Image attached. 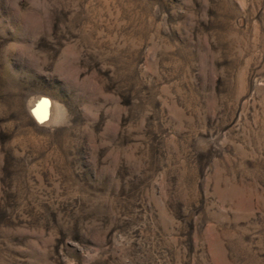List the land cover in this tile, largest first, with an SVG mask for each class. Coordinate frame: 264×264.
<instances>
[{"label":"rangeland","instance_id":"rangeland-1","mask_svg":"<svg viewBox=\"0 0 264 264\" xmlns=\"http://www.w3.org/2000/svg\"><path fill=\"white\" fill-rule=\"evenodd\" d=\"M0 264H264V0H0Z\"/></svg>","mask_w":264,"mask_h":264},{"label":"bare ground","instance_id":"bare-ground-1","mask_svg":"<svg viewBox=\"0 0 264 264\" xmlns=\"http://www.w3.org/2000/svg\"><path fill=\"white\" fill-rule=\"evenodd\" d=\"M34 117H38L44 121H49L50 115H49V102H46L44 100V104L36 107L33 112Z\"/></svg>","mask_w":264,"mask_h":264}]
</instances>
